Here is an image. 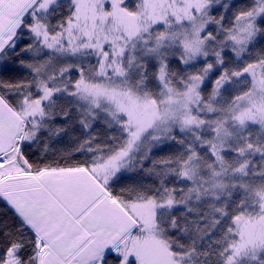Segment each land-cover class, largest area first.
Listing matches in <instances>:
<instances>
[{
	"label": "snow or ice",
	"instance_id": "obj_1",
	"mask_svg": "<svg viewBox=\"0 0 264 264\" xmlns=\"http://www.w3.org/2000/svg\"><path fill=\"white\" fill-rule=\"evenodd\" d=\"M0 264H264V0H0Z\"/></svg>",
	"mask_w": 264,
	"mask_h": 264
}]
</instances>
